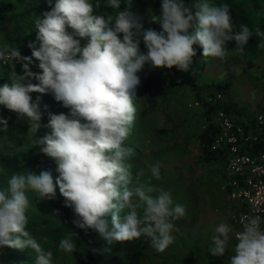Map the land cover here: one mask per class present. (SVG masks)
<instances>
[{"label":"clouds","instance_id":"obj_1","mask_svg":"<svg viewBox=\"0 0 264 264\" xmlns=\"http://www.w3.org/2000/svg\"><path fill=\"white\" fill-rule=\"evenodd\" d=\"M101 3L56 0L51 11L35 15L36 41L28 44L31 57L0 41V61L20 63L24 73L14 70L10 83L0 86V106L26 119L36 133L42 127L43 113L40 97L34 101L31 94L51 93L70 110L68 115L50 113L46 127L51 132L33 140L42 154L55 161L58 177L54 180L48 170L39 175L24 170L13 173L7 187L0 189V250L29 249L35 254V264H52L53 253L28 231V193L50 200L57 186L65 206L76 216L75 226L97 231L109 245L148 238L150 247L162 253L174 243V233L179 231L174 222L185 215V206L174 203L171 190L152 183L162 178L161 164L149 165L150 176L141 182L145 172L133 173L135 151L125 144L137 115V73L145 65L188 72L196 56L195 45L203 49L204 57L223 61L228 58L229 42L235 41V51L243 52L253 35L244 24L235 31L226 3L162 0L161 14L151 17L161 31L144 28L143 18L133 11V0L124 4L103 0L114 14H94ZM84 39L87 43L82 46ZM141 42L146 53L141 51ZM33 58L39 61L41 73L31 70ZM0 126L8 128L3 117ZM240 224L229 264H264L261 216H243ZM232 231L224 222L216 226L212 256L225 255ZM76 239V233L67 232L59 249L76 252Z\"/></svg>","mask_w":264,"mask_h":264},{"label":"rangeland","instance_id":"obj_2","mask_svg":"<svg viewBox=\"0 0 264 264\" xmlns=\"http://www.w3.org/2000/svg\"><path fill=\"white\" fill-rule=\"evenodd\" d=\"M55 2L56 0H0V41L6 42L9 45L12 44V46H16L18 49H21L24 45L28 46L29 42H35L36 31L34 30L32 20L35 15L41 16L44 12L51 11L54 8ZM124 3H126V0H122V4ZM211 3L219 5L222 4V0H211ZM161 6L162 0H133V11L141 17L144 15L159 16L161 14ZM121 10H124L123 7ZM114 12V9L104 6L102 0L101 7L94 14H114ZM254 18V26L256 30H260V35L263 38L262 42H264V15H256ZM86 43V39L81 40L82 46L86 45ZM20 52L22 51L20 50ZM150 67L152 66L150 65ZM152 69L157 70L153 67ZM1 75L2 71L0 69V77ZM6 79L4 82H0V86L8 82L10 83L9 76ZM139 79L140 85L136 89L138 100L135 102L137 107L136 120L132 134L125 142L126 146L134 148L135 151V155L131 161L133 173L135 174L140 169H143L145 175L140 179L141 182H146L150 176L148 166L156 163L161 164L162 178L159 181L153 179L152 183L163 186L166 190H171L174 203L185 206L186 213L193 211L191 214H194L195 208H198L201 211V217L204 216L203 220L207 221V227L214 231L217 226L218 213L217 211H213L216 204L211 199V190L214 188L216 181H212V176H207L206 173L203 175L199 174L193 182L192 188L194 191L189 192L190 182L184 177V175H188L186 173L189 171L188 165L186 167H178L175 164L176 159H174V156L180 158L178 155L189 154L188 157L193 156L196 160L195 164L199 165L196 167L199 169L203 167L202 171H209L208 167H210L201 153V146L198 140V134L202 130L200 126L203 121V108L189 109L187 104L197 97V93L201 98V95L208 93L218 84L228 82L229 88L225 93L227 103L234 106L235 109L248 118L256 115L260 107L264 105V47L259 46L248 58L238 51L233 52L232 55H228V58L223 61L213 58L198 73H188L180 86L174 88L166 96H160L156 108L146 113H141L145 107V102L141 94L142 79L140 77ZM58 113L69 114L64 108H61ZM29 134L32 145L22 146L28 153L25 156L27 165H25L23 171L30 170L38 175L41 168L40 164L37 165L38 163L35 162V157L38 156L39 161H43L44 163V169L51 171L56 179L59 173L56 171L57 165L55 161L42 154L40 147H35L33 143L34 137L35 139H39L48 133L41 134L40 132L36 133L35 130H30ZM178 140L180 141L178 142ZM0 144L4 143L0 142ZM0 147L3 148L1 145ZM219 167L218 175L221 178L222 165L217 166V168ZM198 168H196L195 174L198 173ZM3 182L7 183V179L4 178ZM28 196L30 208L27 212L32 213L41 222L62 225V237L70 231L77 235L75 243L80 241L85 230L77 228L73 223L74 219H76L75 214L70 219L54 217L47 210L49 199L41 200L34 192H29ZM55 198L64 199L59 192L58 186ZM186 213L183 217H186ZM121 215L123 217L125 213ZM222 221L229 224L234 231V226L229 218L228 220L224 218ZM174 223L179 229L178 220ZM203 227L205 228L204 224H201V228ZM233 231L230 235L233 234ZM175 234L180 239L181 229L175 232ZM35 238L45 250H50L52 253L55 251L53 253L52 264H66L65 260L72 255V253L60 250L59 244L56 246L54 240H51L50 243L47 238ZM123 245L127 247L128 243L121 244V247ZM132 248V245L127 247L126 259L132 257ZM78 250H80V247L77 245ZM1 251L4 253V249ZM150 251L153 259L156 255L155 250L150 248ZM23 252V264H35V254L29 249H25ZM76 252L73 253L74 256H76ZM0 255L3 256L2 254ZM0 264H4L3 257H0Z\"/></svg>","mask_w":264,"mask_h":264},{"label":"trees","instance_id":"obj_3","mask_svg":"<svg viewBox=\"0 0 264 264\" xmlns=\"http://www.w3.org/2000/svg\"><path fill=\"white\" fill-rule=\"evenodd\" d=\"M186 2H190V0H186ZM224 3L230 6V14L235 24V31H239L240 25L244 24L247 25L253 32L249 43L244 47L243 52H241L243 56L248 58L262 44L263 41L262 36L257 34L253 22L255 18L253 19V17L256 15H264V0H222V4ZM151 17L152 16L149 15H144L142 17L144 28L148 29L151 27L156 31H161L162 29L158 24L151 23ZM10 46H12V44H10ZM140 47L141 51L145 53L147 52V49L143 42L141 43ZM236 49L237 44L235 41H231L228 43V55H232ZM194 50L196 51V56L193 58V64L191 65V68L188 72H182L177 68H163L154 70L152 69V67H150V65H145L143 70L137 73L138 77L142 79L141 94L145 102V107L143 108L141 113H146L149 110L155 109L158 102V98L160 96H166L167 94L172 92L174 88L180 86L184 82L188 73H198L204 67V65L208 64L213 59L211 57H204L203 49L199 45H195ZM30 52H32L31 49L27 47L21 52V55L27 56ZM10 65H2L0 63V69L2 71L0 82H4L5 80H7V76H10ZM38 65L39 61H36L34 66L33 64L30 65L31 70L34 73L42 72ZM32 83L36 84L38 83V81L33 80ZM215 88L220 89L224 93H226L229 88V84L228 82L218 84L217 86H215ZM31 95L34 101L38 96L40 97L41 101L40 107L43 113L41 120L42 127L38 132H40L41 134H49L51 132V129L46 127V125L49 123V114H61L58 113L61 108L66 109L67 113H69L70 111L69 109L63 107L62 103L57 102L51 93L44 95H41L39 93H33ZM196 96L200 97L198 93L196 94ZM45 106H47V110ZM0 107H2L4 110H8L3 106ZM224 108L232 113L236 111L240 112L229 103H227ZM207 110L208 108L204 106L202 114H205ZM10 126L11 125L8 123V128L5 130H2L3 128L2 126H0V142L4 143L0 144L3 147H0V189L7 187V183L3 182L4 178H6L8 182L13 173L23 172L25 165H27L25 156H27L28 153L22 148V146L32 145V142L30 141L31 137L29 134L30 130L28 122L18 126ZM214 134L215 128L210 125L198 134V140L201 146V153L205 161H217L222 157L220 154L210 150V144ZM258 145L262 146L263 143L260 142ZM34 146L36 147V145ZM35 158V162L38 163L37 165L40 164L41 166L38 173L39 175L40 171L45 170L43 167L44 163L43 161H39L38 156H36ZM53 178L55 180L54 175ZM47 206V210L50 212V214L57 218L70 219L74 214L72 209L65 206V200L62 198L50 199L47 203ZM27 215L29 218L27 228L28 231L34 237L40 239L47 238L49 240L48 242L50 243L51 240H54L56 246L59 244L63 233L62 225L57 223L48 224L46 222H41L39 219L35 218L30 212H27ZM121 244L122 242H115L114 244L109 245L107 241L103 239L97 231L93 229H88L82 234L80 241L76 242V245L80 247V250L76 252V256H74V254L72 253V255L65 260V263L124 264ZM0 254L3 255H0V257L4 258V264H23L24 262L23 250L4 248V253H2V251L0 250Z\"/></svg>","mask_w":264,"mask_h":264},{"label":"built area","instance_id":"obj_4","mask_svg":"<svg viewBox=\"0 0 264 264\" xmlns=\"http://www.w3.org/2000/svg\"><path fill=\"white\" fill-rule=\"evenodd\" d=\"M2 65H21L13 62ZM226 95L220 89L191 100L189 109L208 108L203 114L201 129L207 126L215 128L210 150L220 154L223 159V175L219 190L225 195L229 206V220L235 232L240 231V219L243 216L262 218L264 228V105L256 115L239 122L224 107ZM263 143L262 146L258 145Z\"/></svg>","mask_w":264,"mask_h":264},{"label":"crops","instance_id":"obj_5","mask_svg":"<svg viewBox=\"0 0 264 264\" xmlns=\"http://www.w3.org/2000/svg\"><path fill=\"white\" fill-rule=\"evenodd\" d=\"M34 42V41H33ZM28 46H22L21 51L25 50ZM32 52H30L27 56L31 57ZM36 60L33 58V66L35 65ZM11 67V73L15 70V72L18 75H23V67L22 65H10ZM10 73V75H11ZM10 81V80H9ZM9 83V82H8ZM232 113V112H231ZM0 117H3L4 119L8 121V123L13 126H18L24 123H27L26 119H21L17 116L16 113L4 110L2 107H0ZM233 117L235 120L239 122L246 121L250 118L242 114L241 112H233ZM201 115V114H200ZM203 117V115H202ZM10 118V120H8ZM202 125V123H201ZM201 128V126H200ZM202 131V130H201ZM175 138V137H174ZM180 140H178L179 142ZM174 155H176L174 153ZM201 155V153H200ZM180 158H177V156H174L175 164L176 166L180 167H186L188 165V172H186L188 175H184L185 179H187L190 183V191L193 190V185L195 178L197 176L207 174V176H212V181H216V184L214 185V188L211 190V199L216 204V207L213 209V211H217V217L218 220L217 225L223 222L222 220L225 218L228 220L229 215V206L228 202L226 200L225 195L218 190V185H220V182L222 181V175H223V162L224 159L221 157V159L215 161H207L208 165L210 167L209 171L204 170L202 171L203 167L200 169L195 164V159L193 156L190 158L188 157L189 154L186 155H178ZM219 162V163H218ZM218 163V164H217ZM222 165V172H221V178L218 175L217 168L218 165ZM175 166V167H176ZM198 168V173L195 174V170ZM206 168V166H205ZM219 177V182L217 181ZM217 189V190H216ZM198 197V196H197ZM194 198V196H192ZM196 211L194 214L186 213V217H182L178 220V227L181 229V236L180 239L176 237V234L174 233L175 240L172 245L168 247L164 252H157L155 249V256L151 257V251H150V240L148 238H142L135 241L130 242H122L128 243V246H133V254L132 257L126 259L127 255V247L123 245L122 252H123V262L124 264H229V258L234 254V245L235 242L233 240L232 234L230 235V241L228 249L225 252V255L222 257H216L212 256L210 252V248L212 247L211 243V237L215 234V230H210L207 226V221L203 220V217H201V211L198 208H195ZM205 222V223H204ZM201 224H204L205 228H201ZM151 257V258H150ZM146 260V261H145Z\"/></svg>","mask_w":264,"mask_h":264}]
</instances>
